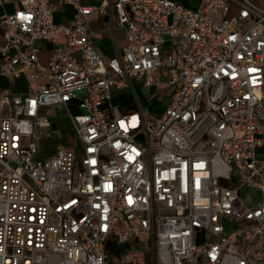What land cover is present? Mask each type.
<instances>
[{
	"label": "built area",
	"instance_id": "built-area-1",
	"mask_svg": "<svg viewBox=\"0 0 264 264\" xmlns=\"http://www.w3.org/2000/svg\"><path fill=\"white\" fill-rule=\"evenodd\" d=\"M188 1L67 0L72 26L51 0L0 15V75L25 81L0 86V264H264V0Z\"/></svg>",
	"mask_w": 264,
	"mask_h": 264
},
{
	"label": "rangeland",
	"instance_id": "rangeland-1",
	"mask_svg": "<svg viewBox=\"0 0 264 264\" xmlns=\"http://www.w3.org/2000/svg\"><path fill=\"white\" fill-rule=\"evenodd\" d=\"M102 1L103 0H88V3L100 5L102 3ZM108 1H110V0H108ZM252 1H254L255 3H257L259 5L263 4L262 0H252ZM237 11H238V8L234 7L232 9L230 15H235L237 13ZM98 16H99L98 13H95L94 15H92L91 16L92 22H94L93 19H95ZM101 25H104V23L102 22ZM95 39L98 42H100L101 45H103V46L107 45L106 42L104 43L103 40H101L99 34L95 36ZM42 43L43 42H38V45H40V46L46 45V44H42ZM40 58H41L42 64H44V65L47 64L48 59H49L48 50H47V54H45L44 52L41 53ZM16 81L19 84L23 83V82H20V78H17V79L5 78V77L0 75V86L2 88H8L11 84L13 85L14 83H16ZM136 84L139 87V94H140V98L142 100V103L144 105L150 104L149 100L146 97L151 93V91L148 88L143 87L141 82H136ZM172 90H173L172 88H169L167 90H162L159 92V96L165 95V97H167L165 99L168 101L169 96L172 93ZM153 92H156L155 88H153ZM165 99L159 100L158 98H155V100L152 103L153 105H152L151 110L154 112H160L167 104ZM113 101L115 104L121 105V104L126 103V102L135 103L136 98H135V95H134L133 91L131 90V88H128V89H124V90L117 91L116 93H114ZM70 108L75 113H83L84 112L83 108L80 106L79 102L76 100H73L70 102ZM47 114L50 116V118L53 120V122L57 123L60 127V137L53 142L54 143L56 142L57 144L66 145V146L69 145V143H71V141H73L75 139V137L71 135L70 130L72 129V127L70 126V123L68 122V120L66 118L65 111L64 110L57 111L55 107H51V108H48ZM48 142H49V140L44 139V143L42 145V147H43L42 153H40V155L38 156L39 158L46 157V155L48 153V144H47ZM54 143H53V145H54ZM243 196L248 202H251L253 199L257 198L258 194H257L256 190L247 187L243 190Z\"/></svg>",
	"mask_w": 264,
	"mask_h": 264
},
{
	"label": "crops",
	"instance_id": "crops-1",
	"mask_svg": "<svg viewBox=\"0 0 264 264\" xmlns=\"http://www.w3.org/2000/svg\"><path fill=\"white\" fill-rule=\"evenodd\" d=\"M83 1L88 3V0H83ZM51 4L54 7L55 21L62 25L72 26L74 23V15H75L74 6L68 3L67 0H51ZM17 5H18V0H12V3H8L3 8L0 9V15L3 14L4 12H12L14 8L17 7ZM95 13H98V12L92 13L91 16L94 15ZM98 14L99 16L93 19L94 22H92L91 16H90L91 24L95 28L101 30L96 35L99 34L101 40H103L104 43L106 42L107 45L103 46L96 39L95 41L102 48V50L108 57H113L116 54L114 42L112 38L109 36V34L103 30L107 27L106 17L100 13ZM102 22L104 23V25H101ZM118 36L121 37V34L119 33ZM42 44H45V43H42ZM40 47H41L40 54L43 52L47 54V50L49 52V46L47 44L45 46L41 45ZM20 82H23V83L19 84L16 81V83L13 84L14 86L11 84L9 87L13 88L14 90H20L25 85L24 77L20 78Z\"/></svg>",
	"mask_w": 264,
	"mask_h": 264
},
{
	"label": "trees",
	"instance_id": "trees-1",
	"mask_svg": "<svg viewBox=\"0 0 264 264\" xmlns=\"http://www.w3.org/2000/svg\"><path fill=\"white\" fill-rule=\"evenodd\" d=\"M176 1H178L180 3H183V4H185V5L189 6V7H195V5H196L195 2L190 3L188 0H176ZM120 106L122 107V109H129V108L132 107V106H127L125 103L124 104H121Z\"/></svg>",
	"mask_w": 264,
	"mask_h": 264
}]
</instances>
